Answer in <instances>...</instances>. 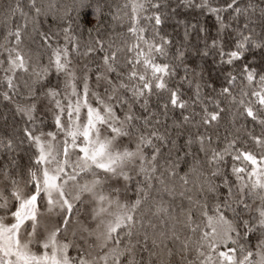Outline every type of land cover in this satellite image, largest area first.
Segmentation results:
<instances>
[{"label":"snow or ice","instance_id":"obj_1","mask_svg":"<svg viewBox=\"0 0 264 264\" xmlns=\"http://www.w3.org/2000/svg\"><path fill=\"white\" fill-rule=\"evenodd\" d=\"M0 33V264H264V0H0Z\"/></svg>","mask_w":264,"mask_h":264},{"label":"trees","instance_id":"obj_2","mask_svg":"<svg viewBox=\"0 0 264 264\" xmlns=\"http://www.w3.org/2000/svg\"><path fill=\"white\" fill-rule=\"evenodd\" d=\"M22 2L26 4L27 0H22ZM114 2H116V3H123V0H114ZM127 26H128V21L125 20L124 27L127 28ZM148 27L150 29V26H148ZM117 30L120 31V29H117ZM165 30L168 31V32H171V26L170 25H166L165 26ZM0 34H2V33H0ZM32 47H34V46H32ZM182 92H185L186 93V86H185L184 89H182ZM162 96L164 98H167V93L166 92L165 93H162ZM185 98H187V95H185ZM155 100H156V97L154 96L153 97V101L155 102ZM10 107L11 106L8 104V102L3 101V100H0V114H3L5 112H8L9 113V118L11 119V114H10V111H9ZM178 111L179 110H177V114H178ZM2 123H3V121H0V124H2ZM224 127H225V125L222 123L221 128H220V134H221V136H223V134H224Z\"/></svg>","mask_w":264,"mask_h":264}]
</instances>
